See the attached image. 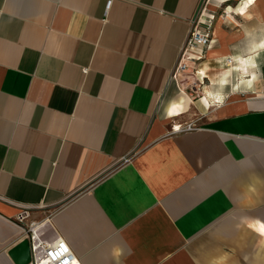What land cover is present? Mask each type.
<instances>
[{"label": "crops", "instance_id": "crops-1", "mask_svg": "<svg viewBox=\"0 0 264 264\" xmlns=\"http://www.w3.org/2000/svg\"><path fill=\"white\" fill-rule=\"evenodd\" d=\"M200 2L0 0V264L20 206L80 264H264V0L206 3L193 102Z\"/></svg>", "mask_w": 264, "mask_h": 264}, {"label": "built area", "instance_id": "built-area-1", "mask_svg": "<svg viewBox=\"0 0 264 264\" xmlns=\"http://www.w3.org/2000/svg\"><path fill=\"white\" fill-rule=\"evenodd\" d=\"M209 20L208 18L205 22H209ZM199 23L197 18L193 20L181 57L188 49H193L197 45L205 47L209 44L211 40L209 31L200 29L199 26L202 23ZM30 210V207L20 206L14 218V222L23 225L22 234L27 239L30 250L29 264H80L64 239L57 237L55 240L49 241L41 234L44 225L50 220L48 217L38 221H28Z\"/></svg>", "mask_w": 264, "mask_h": 264}, {"label": "rangeland", "instance_id": "rangeland-1", "mask_svg": "<svg viewBox=\"0 0 264 264\" xmlns=\"http://www.w3.org/2000/svg\"><path fill=\"white\" fill-rule=\"evenodd\" d=\"M211 2H212V0H206L204 2V4H203V7L200 9V12L201 13L204 12L202 10L206 9L205 8L206 3H207L206 7L209 8V4ZM201 16H202V19H201ZM205 16H207L206 13L204 15L200 14V17H198V18H199L200 23H202V24L207 26V25H209V23L205 22L203 20L205 18ZM202 24H200V25H202ZM183 58H186L187 60L188 59L191 60V55H189V54L186 55V53H185L184 56L180 57V60H179V62L177 64V66L174 69L173 76L175 75L176 72H178V74H177L178 80L181 81V83L183 84V87L190 94V97H191L192 101L195 102V101L199 100L202 97V90L201 89L197 90L195 88L192 89V85H194L193 84L194 81H193V78H192L193 74H187V73H191V70L193 71V69H192V66H189L187 64V62L186 63L185 62L181 63ZM192 106L197 107L195 105H192ZM193 109H191V111L187 112L186 113L187 115H185L186 117L182 118L181 121L178 122V119L175 118V121L178 122L176 124H178V126L180 125V127L178 128V130H173L172 126H175V125H171V128L169 129L168 134H180V133L190 132V131H194V130H197V129L201 128L202 127V122L204 121V118H202V116H200V113L197 112L196 109H194V111H192ZM128 160L129 159L126 158L124 161H128ZM17 225H19L21 227L23 226L21 224H17Z\"/></svg>", "mask_w": 264, "mask_h": 264}, {"label": "water", "instance_id": "water-1", "mask_svg": "<svg viewBox=\"0 0 264 264\" xmlns=\"http://www.w3.org/2000/svg\"><path fill=\"white\" fill-rule=\"evenodd\" d=\"M204 0H201L199 7L197 8V11L195 13V18L202 5V2ZM194 20V19H193ZM8 255L13 261L14 264H29L30 262V250H29V244L26 238L19 240L15 245H13L12 248L8 250Z\"/></svg>", "mask_w": 264, "mask_h": 264}, {"label": "bare ground", "instance_id": "bare-ground-1", "mask_svg": "<svg viewBox=\"0 0 264 264\" xmlns=\"http://www.w3.org/2000/svg\"><path fill=\"white\" fill-rule=\"evenodd\" d=\"M197 19H198V18H197ZM198 20H199V19H198ZM191 51H192V49H188V50L186 51V55H187L188 53H190ZM183 62L186 63V62H188V60H187L186 58H183L181 63H183ZM228 62H229V61H228ZM177 74H178V72L175 73V75L173 76V78L176 79V78H177ZM172 127H173L172 129H174V130L179 128L178 125H176V126H172Z\"/></svg>", "mask_w": 264, "mask_h": 264}]
</instances>
